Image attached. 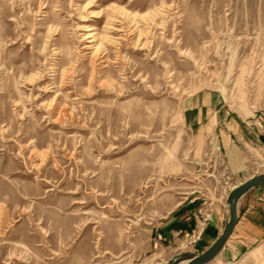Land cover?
I'll return each mask as SVG.
<instances>
[{
  "label": "rangeland",
  "instance_id": "obj_1",
  "mask_svg": "<svg viewBox=\"0 0 264 264\" xmlns=\"http://www.w3.org/2000/svg\"><path fill=\"white\" fill-rule=\"evenodd\" d=\"M199 98L264 121V0H0V264L197 255L152 226L234 186L185 122ZM231 239L207 264H264V234Z\"/></svg>",
  "mask_w": 264,
  "mask_h": 264
},
{
  "label": "crops",
  "instance_id": "obj_2",
  "mask_svg": "<svg viewBox=\"0 0 264 264\" xmlns=\"http://www.w3.org/2000/svg\"><path fill=\"white\" fill-rule=\"evenodd\" d=\"M184 118L203 140H210V143L212 141L218 145L227 176L234 180V186L229 189L224 199L209 200L194 196L181 201L165 215L157 218L152 229L155 234L162 235L164 243L169 244L195 235L196 240L191 247L201 254L223 232L229 217V192L253 176H246L249 152L251 148L264 150V121L259 126L257 121L246 120L212 102H203L200 98L185 108ZM237 213L238 222L219 255L227 257L231 253V246L240 244L239 241H232L234 235L258 239L264 234V186H255L244 193L239 199ZM205 214L208 217L207 222L201 220ZM182 262L183 260L180 264Z\"/></svg>",
  "mask_w": 264,
  "mask_h": 264
},
{
  "label": "water",
  "instance_id": "obj_3",
  "mask_svg": "<svg viewBox=\"0 0 264 264\" xmlns=\"http://www.w3.org/2000/svg\"><path fill=\"white\" fill-rule=\"evenodd\" d=\"M255 186H264V174H257V175L251 176L247 180L241 182L239 185H236L229 192L227 196L229 217L225 224L223 232L216 239V241L204 252H202L201 254L189 257V258H184L188 260L186 264H207L219 255V253L225 246V243L227 242V240L233 233L234 228L238 222L237 207H238L239 199L244 193H246L248 190H250L251 188Z\"/></svg>",
  "mask_w": 264,
  "mask_h": 264
},
{
  "label": "built area",
  "instance_id": "obj_4",
  "mask_svg": "<svg viewBox=\"0 0 264 264\" xmlns=\"http://www.w3.org/2000/svg\"><path fill=\"white\" fill-rule=\"evenodd\" d=\"M262 124H263V121L259 120V121H258V125H259V126H262ZM159 238H162V235H161V234L159 235ZM195 240H196V239L194 238V241H195ZM194 241H193V242H194Z\"/></svg>",
  "mask_w": 264,
  "mask_h": 264
},
{
  "label": "bare ground",
  "instance_id": "obj_5",
  "mask_svg": "<svg viewBox=\"0 0 264 264\" xmlns=\"http://www.w3.org/2000/svg\"><path fill=\"white\" fill-rule=\"evenodd\" d=\"M180 262L178 264H180ZM187 262H188V260L187 259H184L183 262H182V264H186Z\"/></svg>",
  "mask_w": 264,
  "mask_h": 264
}]
</instances>
